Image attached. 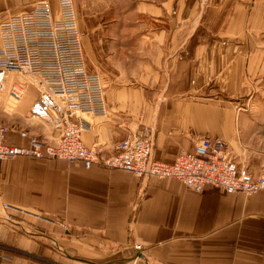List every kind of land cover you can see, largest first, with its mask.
I'll list each match as a JSON object with an SVG mask.
<instances>
[{"label":"crops","instance_id":"crops-1","mask_svg":"<svg viewBox=\"0 0 264 264\" xmlns=\"http://www.w3.org/2000/svg\"><path fill=\"white\" fill-rule=\"evenodd\" d=\"M36 1L0 0V19ZM112 1L131 2L132 11L125 21L106 15L100 29L104 36L134 32L126 20L135 18L140 68L132 77L115 72L105 95L108 116L88 118L85 145L110 156L126 134L139 131L153 138V159L171 162L203 135L231 143L243 117L229 99L264 69L251 28H193V3L212 0H157L147 4L149 13L140 0ZM219 1L264 8V0ZM50 2L57 7V0ZM165 12L184 23L161 25ZM13 80L11 73L0 107L6 142L56 140L57 131L29 113L38 91L26 89L11 106ZM0 252L9 256L1 264H264V195L213 186L197 193L173 178L17 156L0 161Z\"/></svg>","mask_w":264,"mask_h":264},{"label":"built area","instance_id":"built-area-1","mask_svg":"<svg viewBox=\"0 0 264 264\" xmlns=\"http://www.w3.org/2000/svg\"><path fill=\"white\" fill-rule=\"evenodd\" d=\"M11 72L31 80L12 81L10 104L20 101L28 85H35L38 95L29 113L50 124L57 135L54 141L29 136L25 144L13 145L6 142L8 127L0 123V161L17 156L58 159L85 168L121 169L136 177L173 178L197 193L213 186L226 193L264 195V174H254L238 163L222 138L203 135L193 150L180 151L171 162L153 159V138L139 131L126 134L110 156L85 145L82 135L90 127L88 118L105 119L108 106L100 73L86 64L74 0H57L56 8L49 0H38L30 9L0 19V107ZM134 248L144 249L140 244ZM8 259L0 252V264Z\"/></svg>","mask_w":264,"mask_h":264},{"label":"rangeland","instance_id":"rangeland-1","mask_svg":"<svg viewBox=\"0 0 264 264\" xmlns=\"http://www.w3.org/2000/svg\"><path fill=\"white\" fill-rule=\"evenodd\" d=\"M74 1L78 13V25L82 32L87 67L100 73L106 95L111 86L110 82L115 77V72L124 73L126 76L130 75L129 73L135 75L140 68V30L136 32L135 18L133 22L126 20V26H129V29L134 26L132 28L134 32L104 36L105 34L100 29L106 15L108 20L113 16L118 21H125V16L132 11V3L110 2V0L106 2L103 0ZM140 2L146 3L144 5L147 13H149V4L150 7L153 3L159 4L157 0H140ZM162 3L161 6L165 5L164 2ZM241 5L242 7H238V3L219 0L194 2L192 26L200 30V27H207L214 31L224 30L225 32L236 28L242 29L243 33H248L251 28V31L256 35L255 41L260 43L257 52L261 58H264V50H260L264 48V8H254L252 2L241 3ZM105 7H107L106 10H104ZM256 9L257 12H255ZM161 15V25L174 26L184 23L183 21L175 22V15H167L166 12ZM128 19L130 20V18ZM200 33L201 31L198 33L199 36ZM111 46L112 49H110ZM11 73L14 79L31 80L27 75ZM130 77L132 76L130 75ZM130 84L128 82L125 85ZM244 85L245 90L242 91L243 94L240 97L229 99L235 101V110L242 115L243 124L242 126L237 125L235 138L228 144L238 163L248 167L254 174H264V69ZM27 90L37 92L35 85H28ZM11 105L16 104L11 103Z\"/></svg>","mask_w":264,"mask_h":264},{"label":"water","instance_id":"water-1","mask_svg":"<svg viewBox=\"0 0 264 264\" xmlns=\"http://www.w3.org/2000/svg\"><path fill=\"white\" fill-rule=\"evenodd\" d=\"M136 257H137V254H134V255H132V256L129 257V258L118 259V260H115L114 262H128V261H130V260H132V259H134V258H136Z\"/></svg>","mask_w":264,"mask_h":264}]
</instances>
